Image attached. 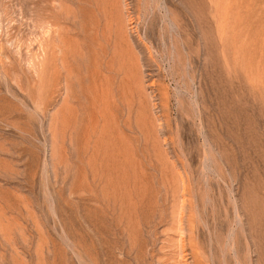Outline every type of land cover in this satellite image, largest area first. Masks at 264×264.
Masks as SVG:
<instances>
[{"label":"rangeland","instance_id":"rangeland-1","mask_svg":"<svg viewBox=\"0 0 264 264\" xmlns=\"http://www.w3.org/2000/svg\"><path fill=\"white\" fill-rule=\"evenodd\" d=\"M0 264H264V0H0Z\"/></svg>","mask_w":264,"mask_h":264},{"label":"bare ground","instance_id":"bare-ground-1","mask_svg":"<svg viewBox=\"0 0 264 264\" xmlns=\"http://www.w3.org/2000/svg\"><path fill=\"white\" fill-rule=\"evenodd\" d=\"M182 1H183V0H182ZM191 2H192V1H191ZM192 3H193V2H192ZM192 3H191V4H192ZM200 3H201V2H200ZM189 4H190V3H189ZM191 4H190V5H191ZM184 5H185V4H184ZM190 7H191V6H190ZM199 9H200V8H199ZM194 10H195V9H193L192 11H194ZM194 13H195V12H194ZM196 13H197V12H196ZM196 13H195V14H196ZM202 25H203V22H202ZM202 28H203V27H202ZM203 32H204V31H203Z\"/></svg>","mask_w":264,"mask_h":264}]
</instances>
